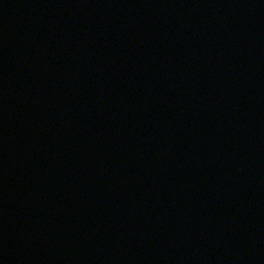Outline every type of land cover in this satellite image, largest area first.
<instances>
[{"label":"water","instance_id":"1","mask_svg":"<svg viewBox=\"0 0 264 264\" xmlns=\"http://www.w3.org/2000/svg\"><path fill=\"white\" fill-rule=\"evenodd\" d=\"M0 264H264V0H0Z\"/></svg>","mask_w":264,"mask_h":264}]
</instances>
